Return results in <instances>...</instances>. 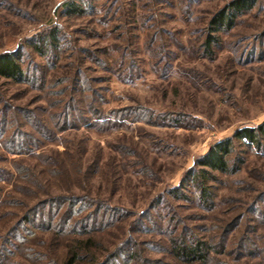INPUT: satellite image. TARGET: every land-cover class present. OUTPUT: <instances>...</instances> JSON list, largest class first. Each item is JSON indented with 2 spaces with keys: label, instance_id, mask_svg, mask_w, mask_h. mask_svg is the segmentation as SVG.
Wrapping results in <instances>:
<instances>
[{
  "label": "rangeland",
  "instance_id": "obj_1",
  "mask_svg": "<svg viewBox=\"0 0 264 264\" xmlns=\"http://www.w3.org/2000/svg\"><path fill=\"white\" fill-rule=\"evenodd\" d=\"M231 1L0 0V54L16 52L24 70L44 78L41 87L0 78L6 134L18 128L41 143L17 155L0 139L1 200L9 193L20 202L0 206V235L41 200L85 197V215L99 203L116 218L94 235V260L78 264H102L120 246L138 255L131 264H202L173 255L172 239L187 233L214 248L207 264H264V144H238L240 169L216 173L209 204L186 189L171 193L212 145L264 122V0L220 48L203 47L211 19ZM67 2L87 13L66 16ZM53 29L58 48L35 51L31 42ZM71 106L84 120L54 127ZM44 237L49 246H31L66 264L67 241Z\"/></svg>",
  "mask_w": 264,
  "mask_h": 264
},
{
  "label": "trees",
  "instance_id": "obj_2",
  "mask_svg": "<svg viewBox=\"0 0 264 264\" xmlns=\"http://www.w3.org/2000/svg\"><path fill=\"white\" fill-rule=\"evenodd\" d=\"M254 5L255 0H233L216 13L210 21L211 29L203 44L205 51L212 54L214 47L220 48L221 36L230 32L235 27L236 20L251 10ZM65 6L64 14L69 17L83 16L87 13L84 6L75 2H67ZM31 43L35 51L45 55L48 48H58L60 45L59 32L57 29H53L48 36L38 38L37 41ZM30 73L23 69L21 59L16 52L0 54V78L18 84L29 83L33 86L39 84L38 86L41 87L44 82L41 73L40 75H36V72ZM67 110L61 115L55 116L54 127L62 129L69 124L75 126V123L84 120L83 116L80 117L79 108L71 106ZM92 112L94 115H100V111L95 107H92ZM135 114L140 113L135 112ZM0 115L2 116L0 118V139L3 140L9 153L17 155L34 153L41 147L39 139H34L32 134L20 131L18 128L12 134L7 135L8 126L11 123L10 118L2 111ZM25 117L32 127L37 128V131L48 130L45 127L41 130L35 121V117L30 114L25 115ZM241 142L246 148L262 150L264 122L256 127L238 129L232 136L212 145L207 153L198 158L182 182L171 190L172 195L176 198L182 197L179 193L182 194V190L186 189L191 194H195L200 203L209 204L212 202L209 183L217 179L216 173L232 174L240 169L243 158L239 156L237 147ZM2 172L0 170V181L4 180L2 179ZM16 172L18 176L29 180L30 172L26 167L18 165ZM9 196L8 193L5 200H1L0 196L1 207L3 203L20 204L18 200L13 198L8 200ZM90 204L91 201L88 198L75 196L50 197L37 202L20 217H17L18 220L6 230V233L0 235V264H21L18 261L19 257H23L31 264H57L53 262V258L48 253L31 246L33 242L38 240L40 246H49L50 243L46 242L47 238L44 239V236L53 237V234L59 239L64 238L67 241L68 258L66 264L83 263L88 259L93 261L94 258L89 253L98 245L94 235L104 231L112 224L111 222L116 218V210L111 206L97 203L96 208L85 215ZM191 236L190 233H187V235L182 234L172 239L174 257L177 262L193 263L199 261L202 264H207L214 248L208 242L191 238ZM121 249L122 246L102 264H131L138 257L130 250ZM219 264L226 263L220 262Z\"/></svg>",
  "mask_w": 264,
  "mask_h": 264
}]
</instances>
